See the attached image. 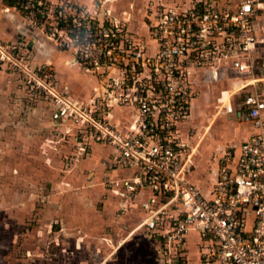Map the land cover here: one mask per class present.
<instances>
[{"label": "built area", "instance_id": "obj_1", "mask_svg": "<svg viewBox=\"0 0 264 264\" xmlns=\"http://www.w3.org/2000/svg\"><path fill=\"white\" fill-rule=\"evenodd\" d=\"M33 1L36 16L44 17L37 10L45 5ZM260 2L153 1L147 15L152 46L110 17L99 23L77 5H57L59 31L81 45L79 61L101 85L88 102L71 98L45 65L29 66L17 41L0 37V70L17 71L30 94L50 106L56 126H75L83 149L90 143L112 148V166L128 171L110 183L121 196L151 193L140 203L147 215L138 226L164 237V247L175 248L174 260L194 231L199 264H264V96L241 91L259 80L251 51L264 41L254 23ZM220 68L246 80L236 100H221L219 113L250 123L252 131L214 153L203 190L191 178L199 142L191 145L187 123L198 94L195 74Z\"/></svg>", "mask_w": 264, "mask_h": 264}, {"label": "rangeland", "instance_id": "obj_2", "mask_svg": "<svg viewBox=\"0 0 264 264\" xmlns=\"http://www.w3.org/2000/svg\"><path fill=\"white\" fill-rule=\"evenodd\" d=\"M13 1L16 6L0 0V37L9 39L3 24L8 17L16 33L11 41H17L25 52L23 61L31 67L45 65L57 87L64 89L62 80L80 83L85 78L76 67L61 66L59 56L85 70L87 67L79 61L81 45L76 48L67 33L59 31L54 13L57 5L70 2L99 23L110 17L133 37L152 46L147 31L148 8L153 1L162 0H38L45 7L37 13L41 11L44 17L36 16L33 0ZM41 45L54 48L55 56L59 55L55 63L48 59L38 63ZM0 71V264H177L173 258L167 260L168 250L149 241L144 230H132L139 214L135 215L132 207L121 208V201L109 192L105 176L113 177L115 171H105L101 163V173H94L87 160L92 147H81L77 128L68 124L58 130L52 124L50 106L30 94L23 77L17 71ZM222 73L217 70L202 79L218 85L219 91L231 89L226 80L220 84ZM253 76L260 79L256 85L264 93V56L255 64ZM205 92L206 87L201 86L193 101L196 114L187 123L191 145L199 142L194 154L197 167L191 178L202 189L206 187L210 155L239 141L241 134L233 128L239 123L234 115L215 116L219 97L204 105ZM111 153L110 146L101 145V158ZM126 237L129 240L124 242ZM194 240L189 234L190 253L195 251Z\"/></svg>", "mask_w": 264, "mask_h": 264}, {"label": "crops", "instance_id": "obj_3", "mask_svg": "<svg viewBox=\"0 0 264 264\" xmlns=\"http://www.w3.org/2000/svg\"><path fill=\"white\" fill-rule=\"evenodd\" d=\"M190 1L191 0H183V1H177V0H166L165 1V0H162L161 2L164 3V4L180 3V4H183V5H188L190 3ZM259 6H260V8L257 10L254 23H255L257 36L260 38V37H264V0H261ZM5 20H6V22H3V24H4V27H5V31H6L5 34H6V36H8L7 38H9L7 40H13L14 37L16 36L15 30H14L13 26L10 23V19L7 17V18H5ZM41 46L42 47L39 50V51H41V52H39L41 57L39 58L38 63L45 62V60H47V59L51 60V61H53L55 63L56 60L61 57L62 58L61 66H64V67H66V66H68V67H76V71L81 73L84 76V78L86 80L84 79V81H80V83H77L74 80L72 81V79L69 80V81L68 80H66V81L62 80V81H63V83L65 85V89H67V91L69 92L71 98H74V99H76L78 101L88 102L90 97H91V95H92L93 87H97L99 89L101 87L97 76L95 74H92L90 71H87L84 68L80 67L78 65V63L74 62L73 60L63 58L62 56H59V55L55 56L56 53L53 52L54 48L52 46H49V47L48 46L43 47V45H41ZM252 55L257 56L256 59H259V60L255 59L256 63H258L262 59V57L264 56V41L263 42H259V43H257L255 45V47L251 51V58H252ZM54 69H55V72H56V68L55 67H54ZM220 69L223 72L222 73L223 77L221 76V80L222 81L220 82V84L225 82L223 80H226V82L230 83L232 88L228 89V90L219 91L218 90V87H219L218 85H215L214 83H212V85H211V82H208L207 80L203 81V79H202L203 78V73H202L203 70H199V71H197V73L194 76V83H195V86H196V88L198 90V94H197V96L195 97V99L193 101H195L197 99V97L199 96V92H200V87L201 86H204L207 89V92H205L204 95H203V98L205 100V104L204 105H207L209 102L214 101L218 97L220 98V102H221L222 99L226 100L228 95H231V98L233 100H236V98L239 96V92L237 91V89L243 83H245L246 76H244V75L241 76L238 73H236L235 71L226 70L225 68H223V69L220 68ZM56 77H57V75H56ZM58 78H61V77H58ZM59 84L61 85L62 83L59 81ZM209 89L212 91V92L210 91L212 94H209V92H208ZM253 90H257L258 92H261V91L258 90V87H257L256 83H255V85L246 86L241 91L242 92H248V91H253ZM218 91H219V95H218ZM234 92H236V93H234ZM261 93L264 96V93L263 92H261ZM218 107H219V105H218ZM196 109H197V105L193 104L192 111H195ZM218 110H217L215 116L222 114V113H219ZM195 114H196V111L194 112V114L192 112L190 118H193V116ZM237 121L240 124L237 123V125H234L233 128L235 129L236 133L239 132L241 134H240L239 139H238L239 141H237V142L234 141L233 143H231L232 145H237L239 142H241L242 140L246 139L248 137V135L252 131V125L250 123L244 122V121H239L238 119H237ZM210 123H212V121ZM242 123H247L248 126L247 127H244V126L242 127ZM52 124L54 125V122ZM54 126H56V125H54ZM66 126L67 125L63 124V125L58 126L57 129L58 130L59 129L63 130L64 127H66ZM209 126H210V124L208 126H206V129H208ZM57 129H55V130H57ZM102 146H104V145H102ZM89 147L90 148L92 147V152L89 154L87 160L92 164V168L94 169V173H97V172L101 173V163L103 164V167H104L105 171L112 170L111 171L112 173H114L113 171H115L116 175L113 176V177H109L107 175L106 176L104 175L105 177H107V182H108V185L110 186L109 192L113 196L117 197V201L118 202L121 201L120 202V205H122L121 208H123V207L128 208L127 206H129V207H132L130 210L134 211L135 215L139 214L140 218L135 224L133 223L134 225H132V227H133L132 230L134 229V231H135L136 229L140 228V229L144 230V232H146V237H147V239H149V241L160 243L161 245H163L165 243L164 242V240H165L164 237L149 231L144 226H142V227L138 226L139 223H141V221L147 215V211L144 210L140 206V203L143 202V201L150 200L152 198L151 193H149L148 191H140V192L136 193V195L132 199H129V200L125 199L124 200V198L119 193L120 191L118 189L116 190L110 183H111L112 180L118 179V178H120L122 176H126L128 174V171L125 170V169H122V168H118V167L112 166V153L109 154L108 157H106V158L105 157L101 158V144L90 143ZM112 152H113V150H112ZM213 154L210 155L209 161H210V159L213 158ZM105 160L107 161L106 164H104ZM211 163H212V161H211ZM196 167H195L193 173L195 172ZM209 167H210V165H208L207 168H206L207 175H206L205 180H204V183H205L206 187L208 185V180L211 177V175L209 173ZM98 170H100V171H98ZM193 173H192V175H193ZM104 174H105V172H104ZM203 190H205V189H203ZM134 231H132V232H134ZM132 232H130L128 237L131 236ZM189 234H193L194 237H195V240L193 241V244L195 246V251L193 253L189 252V247L187 246ZM189 234L185 238L184 242L181 243V245H179V248L177 249L178 255H179V259L178 260H174L173 257H174V254H175V251H174L175 248L169 245L170 249H168V252H165L166 253L165 257L167 258V260H170V258H173V262H175L177 264H199L200 238H199L198 234L196 232H194V231L190 232ZM128 237H126L124 239V242H127L129 240V239H127ZM108 239L110 240L111 238H108ZM105 240H107V237L105 238ZM149 241H147V242H149ZM103 245H104V241H103ZM163 247H164V245H163ZM163 250L167 251L165 247L163 248ZM158 253L162 256L164 252L162 253V251H161V252H158Z\"/></svg>", "mask_w": 264, "mask_h": 264}, {"label": "trees", "instance_id": "obj_4", "mask_svg": "<svg viewBox=\"0 0 264 264\" xmlns=\"http://www.w3.org/2000/svg\"><path fill=\"white\" fill-rule=\"evenodd\" d=\"M8 4L11 5V6H12V5H13V6H16V4H14V1H13V0H8ZM33 5H34V6H37V5H36V1H33ZM38 16H39V14H37V17H38Z\"/></svg>", "mask_w": 264, "mask_h": 264}]
</instances>
